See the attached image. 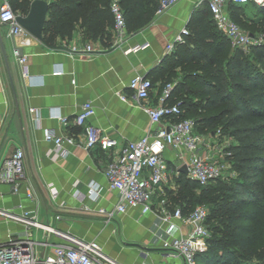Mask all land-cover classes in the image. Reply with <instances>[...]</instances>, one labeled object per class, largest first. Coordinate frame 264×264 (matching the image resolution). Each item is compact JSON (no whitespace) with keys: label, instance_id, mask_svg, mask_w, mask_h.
<instances>
[{"label":"crops","instance_id":"0c3cea01","mask_svg":"<svg viewBox=\"0 0 264 264\" xmlns=\"http://www.w3.org/2000/svg\"><path fill=\"white\" fill-rule=\"evenodd\" d=\"M194 1H177L141 28L128 30L120 42L115 40L113 27L108 28L105 44L83 37L80 30H75L56 47L47 46L29 33L17 35L15 44L26 57V77L21 75L8 41L7 25L0 27L8 60L7 70L0 51V165L15 148L23 150L25 160L24 178L15 190L9 183L0 182V209L15 213L27 211L39 222L54 228V231L31 229L39 256L50 245H73L74 239H78L97 242L117 264L182 263L180 257L151 243L152 232L148 227L160 222L155 195L151 210L143 214L139 207L110 214L118 193L107 188L104 176L109 150L99 143L88 149L74 145L72 155L52 159L46 154L50 144L43 135L52 130L77 138L82 126L74 124L72 118L80 104L88 99L94 104L90 122L99 126L102 134L114 137L117 144L144 133L149 127L148 116L144 107L131 99L127 81L134 74L149 77L152 88L147 103L159 102L163 88L161 77L155 78L154 71L167 54V44L186 26L192 10L205 5ZM89 42L94 49L86 51L84 47ZM135 46L138 47L130 49ZM117 92L126 95V99H120ZM165 102L173 103L174 96L166 97ZM165 156L168 171L167 180L162 184L164 198L169 208L180 207L176 201L179 176L171 170L176 159L171 150ZM90 181L101 185L93 198L88 195ZM28 183L36 192L35 199L27 195ZM47 183L57 190L55 200ZM73 194L75 199L68 204H57ZM190 211H182V216L187 218ZM9 221L0 213V237ZM193 226L189 219L177 218L162 224L174 235H188Z\"/></svg>","mask_w":264,"mask_h":264},{"label":"built area","instance_id":"2783aa9c","mask_svg":"<svg viewBox=\"0 0 264 264\" xmlns=\"http://www.w3.org/2000/svg\"><path fill=\"white\" fill-rule=\"evenodd\" d=\"M177 1L179 0H159L155 14L163 12ZM194 2L205 3L217 29L226 36L231 46L248 52L253 45H264V32L249 35L248 31L231 18L228 11L230 3L252 2L264 6V0H195ZM109 8L113 18L115 40L120 42L127 34L125 17L117 0H110ZM15 15L10 0H0V22L7 25V35L12 33L15 37L28 34L17 24ZM187 33L186 26L181 27L173 40L167 44L166 52H170L173 45L181 41ZM84 49L91 51L94 47L89 42ZM14 53L21 75L26 77L28 75L25 69L26 57L23 54L18 55L17 50H14ZM126 85L131 99L144 107L147 113L149 127L144 133L124 144H117L114 137L102 134L100 127L90 122L89 119L94 114V104L88 99L80 104L79 110L72 118L74 124L82 126L77 138L68 133H56L52 130L44 132L43 138L50 144L46 154L52 159L68 157L72 155V146L81 145L88 149L96 143H99L103 149L109 150L110 159L106 164L104 176L107 180V188L116 190L118 193V199L110 214L124 212L131 207H139L140 213L143 214L151 210L155 195L159 202L157 214L160 222L148 227L152 232L151 243L180 257L181 264H196L195 254L206 248V239L209 236L205 225L208 207L205 204H197L188 217L184 218L179 207L167 206L162 189V184L167 180L168 171L165 153L168 150L174 153L176 163L171 167L172 171L178 174L179 167L185 164V175L198 184L204 185L222 174L223 164L216 160L218 148L212 147L206 137L195 129L192 118L180 117L181 109L178 102H165L171 89L169 82L163 87L159 102L156 104L147 103L152 88L149 77L134 74L128 79ZM117 93L120 99H126V95ZM56 117L64 121L61 115L56 114ZM35 119H37L36 116ZM24 174V152L21 148H15L0 165V182L9 183L15 190L24 178ZM87 185L88 195L92 198L101 189V185L95 181H90ZM46 186L51 198L55 200L57 190L51 183H47ZM26 191L29 197L36 198V192L29 183L26 185ZM73 199L75 194L63 198L57 204L63 206ZM0 213L10 220V224L2 231L0 237V264H117L93 240L74 239L73 245L53 244L49 246L47 252L39 256L31 229L35 227L54 231V228L39 222L33 215H28L27 211L15 213L0 209ZM171 218L182 221L189 219L194 224L193 229L188 235H174L162 227V224Z\"/></svg>","mask_w":264,"mask_h":264},{"label":"trees","instance_id":"16d2710c","mask_svg":"<svg viewBox=\"0 0 264 264\" xmlns=\"http://www.w3.org/2000/svg\"><path fill=\"white\" fill-rule=\"evenodd\" d=\"M30 1L10 0V5L15 13L25 15ZM109 1L50 0L42 42L56 47L75 30H80L83 37L98 39L105 44L108 28L113 27ZM117 1L125 17L126 29L132 31L153 19L159 0ZM250 5L258 8L255 15L246 13L242 7L244 4L230 3L228 11L231 18L248 32H264V6ZM244 21L250 22V27ZM186 28L188 33L162 57L154 71L155 78L161 77L160 87L173 79L175 68L185 69L183 81L190 79L188 77L193 69L203 80L201 84L208 85L206 89L199 88L197 94L205 98L210 106L232 100L235 115L231 122L244 120L248 123L240 132H264V45H253L248 52L231 46L226 36L217 29L206 5L192 10ZM183 81L174 82L167 98L173 95L176 102ZM179 107L181 118L194 116L195 109L191 104L181 106L179 102ZM219 112L226 115L228 111L224 108ZM194 125L200 132L196 121ZM257 139L264 149V133ZM237 158L238 168L255 173L254 178L259 174L251 181L252 186L243 187V195L237 194L231 186L216 189L208 185L218 178L200 185L183 172H178L176 201L181 212H189L203 202L209 205L205 219L209 236L206 248L195 254L196 264H259L264 261V152ZM217 183L218 180L214 186Z\"/></svg>","mask_w":264,"mask_h":264},{"label":"rangeland","instance_id":"374dc122","mask_svg":"<svg viewBox=\"0 0 264 264\" xmlns=\"http://www.w3.org/2000/svg\"><path fill=\"white\" fill-rule=\"evenodd\" d=\"M242 7L249 15H255V11L258 10L257 7H253L250 4ZM244 24L249 27L251 25V23L247 21H244ZM191 72L192 73L188 77L190 79L183 81L182 79L186 75L185 69L178 70L175 68L173 79L168 82L172 87L175 81H183L181 93L180 96L176 98V102H180L181 106L191 104L195 109V114L192 119L197 122L200 133L206 137V140L210 142L212 147L218 148L216 160L222 163L224 168L222 174L217 177L218 179H215L214 182H209L208 185L216 187V189L219 186H231L235 189L237 194L243 195V187L247 185L252 186L251 181L256 179L259 174L254 178L255 173H251L247 169L238 168L239 159L237 157L263 153L264 149L259 146L257 137L264 132H240L242 128L248 126V123L244 120H239L235 123L231 122L232 116L235 115V109L233 108L234 102L232 100H224L215 106H210V103L205 98L197 94L199 88L206 89L208 85L201 84L204 82L197 75L195 70L191 69ZM211 89L215 90L212 87ZM228 89L227 87L226 90ZM218 96L221 97L219 93ZM224 108L228 111L226 115L219 112ZM216 180H218L219 183L215 184L217 186H214ZM203 203L208 205L207 202ZM259 264H264V261H261Z\"/></svg>","mask_w":264,"mask_h":264},{"label":"water","instance_id":"95a60500","mask_svg":"<svg viewBox=\"0 0 264 264\" xmlns=\"http://www.w3.org/2000/svg\"><path fill=\"white\" fill-rule=\"evenodd\" d=\"M48 7H49V2L47 0H31L27 13L25 15L16 14L15 21L32 37L38 39L39 41H42V29L46 21ZM2 25H5V23L0 22V27ZM248 34L252 36L253 33L248 32ZM7 37L12 49L17 50V54L21 55L22 52L21 47L15 44L14 35L10 33ZM0 51L5 67L8 70V60H7L5 42L3 41V37L1 33H0ZM179 170L183 173H186V165L182 164L179 167Z\"/></svg>","mask_w":264,"mask_h":264}]
</instances>
